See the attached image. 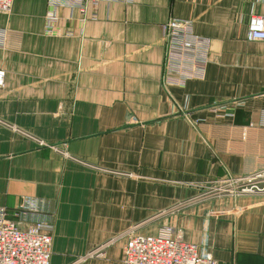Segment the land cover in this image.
<instances>
[{
    "label": "crops",
    "instance_id": "1",
    "mask_svg": "<svg viewBox=\"0 0 264 264\" xmlns=\"http://www.w3.org/2000/svg\"><path fill=\"white\" fill-rule=\"evenodd\" d=\"M0 14V208L42 223L49 264H122L128 234L168 226L217 264H264V195L195 199V185L264 170V44L248 42L264 0H132ZM95 13L96 18L90 19ZM210 40L203 81L162 82V26ZM26 199L36 212L15 218ZM194 199V200H193ZM101 256L92 255L101 248Z\"/></svg>",
    "mask_w": 264,
    "mask_h": 264
},
{
    "label": "built area",
    "instance_id": "2",
    "mask_svg": "<svg viewBox=\"0 0 264 264\" xmlns=\"http://www.w3.org/2000/svg\"><path fill=\"white\" fill-rule=\"evenodd\" d=\"M14 0H0V14L10 12ZM46 4L44 33L52 35L58 21V11H76L82 21L89 5L93 9L100 3L129 4L132 0H43ZM90 19L96 18L95 13ZM5 32L0 31V46ZM165 47L164 73L162 82L166 87H183L188 82L203 81L210 59V40L195 34L193 24L187 19H170L162 26ZM248 42L264 44V16H249L246 30ZM5 73L0 70V89L4 86ZM234 182L240 184L232 196L264 195V170ZM233 192V191H232ZM36 201L26 199L14 216L36 212ZM51 227L42 223L20 229L18 224L7 218L0 208V264H49L51 255ZM103 247L92 255L100 257ZM122 264H217L212 254L193 243L186 242L181 234L168 226L160 227L152 236L128 234L122 250Z\"/></svg>",
    "mask_w": 264,
    "mask_h": 264
},
{
    "label": "rangeland",
    "instance_id": "3",
    "mask_svg": "<svg viewBox=\"0 0 264 264\" xmlns=\"http://www.w3.org/2000/svg\"><path fill=\"white\" fill-rule=\"evenodd\" d=\"M236 178L226 176L218 180L203 182L201 185L196 184L195 188L199 195L195 199L217 201L223 198H237L235 195H230V193L237 192L240 189L241 185L234 182Z\"/></svg>",
    "mask_w": 264,
    "mask_h": 264
}]
</instances>
